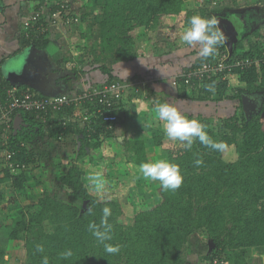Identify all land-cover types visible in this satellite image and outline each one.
Returning <instances> with one entry per match:
<instances>
[{
  "label": "trees",
  "instance_id": "1",
  "mask_svg": "<svg viewBox=\"0 0 264 264\" xmlns=\"http://www.w3.org/2000/svg\"><path fill=\"white\" fill-rule=\"evenodd\" d=\"M102 1L105 2L103 14L94 16ZM186 1L89 0L83 19L94 16L98 21L99 31L91 24L87 35L94 40V50L90 54L93 55L92 64L96 63L95 68L101 67L108 75L104 82L131 81V78H121L113 73L112 64L137 55L136 37L147 39L148 54L155 56L156 27L183 22L178 28L176 41L179 43L193 15L214 17L218 12L217 8L210 10L208 2L199 10L185 9ZM237 1L240 4V0ZM255 12L263 13L264 7ZM246 14L241 20L254 19ZM105 25L109 28L104 29ZM33 42L38 47L48 44L45 39ZM98 45H102L100 50L95 47ZM150 47H154L153 50ZM228 47L224 39L218 48L229 50L233 58L259 56L264 52V29L257 27L253 34H247ZM106 52L110 53L109 57L105 56ZM216 57L197 58L190 67L181 70L174 84L177 97L187 101L188 108L196 101H225L232 108L233 113L218 118L216 124L212 116L201 113L194 116V112L188 115L203 123L209 136L225 147L211 150L196 141L191 150H186L182 142L166 137L163 122L155 115L152 145L161 149V155L167 160L180 166L184 181L175 192L164 191L156 181L158 200L147 205L136 204L137 210L132 217L126 216L124 210L130 204L129 194H119L117 184H110L103 195L91 192L87 172L78 164L80 159L88 157L92 166L106 167V160L116 158L112 144L118 140L122 110L132 99L123 101L112 111L118 116L115 122L105 121L97 114L91 117L92 123L82 125L62 118L73 109L52 112L55 118L47 123L39 120L33 112L20 110L15 113V117L19 114L22 121L15 133L13 117L9 142L16 150L11 160L17 169L13 171L0 156V184L6 187V191L28 197L32 192L31 183H49L48 173L41 174L42 178L36 174L31 177L36 168L52 167L54 171L53 188L43 190L42 195L33 200L31 209L21 208L15 217L3 220L8 226L7 239L23 241L26 254L23 264H42L44 256L48 257L49 264H255L253 252L264 254V63L254 64L248 70H234L245 84L243 89L231 87L230 79L224 80L222 76L201 79L189 77L184 72ZM0 86L18 89L9 79ZM209 86L214 90L209 91ZM243 94H263L261 107L249 117L243 108ZM124 140V150L133 157L135 164L140 166L149 162L145 140H135V143L131 139ZM3 144L0 139L1 150L5 149ZM232 145L238 156L230 155L233 159L229 160L224 152ZM45 146L51 150L59 149V155L52 162H43L41 150ZM100 149L104 151L97 152ZM49 150L45 152V158L52 153ZM197 158L203 159V165L196 166ZM121 173L129 176L127 170ZM60 189L81 203L60 198ZM105 207L111 210L108 222L112 225L113 239L108 243L120 246L117 254L106 253L88 230L90 223L100 224ZM196 235L202 237L200 247L203 245V248L196 247L199 258L193 262L187 256L197 245L194 242ZM38 245H43V252L37 251ZM68 250L72 255L64 258L62 253ZM7 254L0 241V264L7 263Z\"/></svg>",
  "mask_w": 264,
  "mask_h": 264
},
{
  "label": "crops",
  "instance_id": "2",
  "mask_svg": "<svg viewBox=\"0 0 264 264\" xmlns=\"http://www.w3.org/2000/svg\"><path fill=\"white\" fill-rule=\"evenodd\" d=\"M213 1L215 0H187L184 8L199 10L208 2L210 10L217 8L218 12L214 17L220 22L225 10L229 14L232 11L228 10L229 8L226 6L227 0H218L216 6L213 5ZM102 2L104 8L105 2ZM89 3V0H0V83L9 79L7 76L9 73L12 76L18 75L14 78L13 87L16 86L19 91L29 90L31 92L34 90L40 97L58 94L72 95L85 88L105 83L108 75L101 67L95 68L94 64L96 63L92 64L93 55L85 53V50L89 51L92 48L94 42H89L87 33L89 34L90 26H85L84 21L87 25H93L95 22H91V20L94 16L101 14L96 11L94 16L84 20L83 15L87 14ZM66 7L70 9L71 13L67 14L68 11H63ZM263 7L264 0H259L256 5H251L249 9H244L242 12L247 13L246 16L254 18L250 15L251 12L254 13L255 10ZM55 11L61 13L57 23L54 25H49L46 22L44 25L42 24L43 33L40 37L28 38L26 36L23 24L33 12H40L45 19H48ZM245 13L234 12L230 15H237L241 19V15ZM254 19L258 20V18ZM263 19L260 16V20ZM183 24L180 21L173 26L164 24L156 27L155 41L153 40L155 56L148 54V40L141 38L136 40L137 55L133 59L120 60L112 64L113 73L121 78H131L130 82L134 85L119 103L120 106L123 101L128 102L132 99L124 108L122 107V133L130 131L134 133L131 137L134 135L137 136L134 137L135 139L145 140L148 157L151 154L149 152L158 148L152 145L151 133L154 127L151 128L150 136H146L143 133L146 124L140 123L148 114V106L155 107L158 103L166 101L174 103L183 113L187 114L190 105L187 101H181L183 99L177 97L174 80L183 68L190 67L197 58H200L198 55L199 46L197 48L184 47L176 41L178 32L173 34L172 31V33L166 34L172 28L176 26L180 28ZM107 27L109 28L105 25L104 29ZM40 39L48 40L46 47L32 44L33 41ZM144 41L147 45L141 46ZM153 48L150 47L151 50ZM142 85L145 86L143 88L148 87L150 92L141 91ZM0 87L3 89L6 86ZM128 139L130 140V138H126V140ZM121 143H123L122 149L126 148L125 140H122ZM253 254L254 257L264 256L263 253L257 254V251H254ZM254 263L256 264V261Z\"/></svg>",
  "mask_w": 264,
  "mask_h": 264
},
{
  "label": "rangeland",
  "instance_id": "3",
  "mask_svg": "<svg viewBox=\"0 0 264 264\" xmlns=\"http://www.w3.org/2000/svg\"><path fill=\"white\" fill-rule=\"evenodd\" d=\"M247 2L245 3L243 0H240V4L238 3L237 0H227V8H229L228 10L232 11V12H242L244 9H249L251 5H256L259 0H246ZM226 2V1H225ZM257 2V3H255ZM261 7V6H259ZM254 8V6H253ZM66 11H68V14L71 13L69 8H65ZM238 10V11H235ZM97 11V13H101L103 14V2L100 4V6H97V8L95 9V12ZM231 14V13H230ZM224 16H229V13H226V10L224 12ZM242 17V15H241ZM91 22H95L93 24V27L97 28L95 29L96 31H99V24L97 23L98 21L95 20L94 18L91 20ZM84 25L85 26H90L87 25V23L84 21ZM181 26V25H179ZM254 28H251L249 33L253 34V30L257 29V27H261L264 29V21L263 22H259L257 24L254 25ZM163 30H165L163 27H160ZM176 28H178L177 26L175 28H172L169 32L167 30L166 34L168 33H172L176 34V32H178V30H176ZM248 33V34H249ZM137 39L140 37H136ZM89 42L92 43L94 42L93 38L89 37ZM254 40V37H253ZM136 41V40H135ZM137 42V41H136ZM179 42H181L179 40ZM146 42L144 41L143 44H141V46H146L147 44H145ZM140 44V43H139ZM181 44L184 46L185 44H183L181 42ZM98 50H100L102 48V45H98L95 46ZM185 47V46H184ZM198 46L194 47L197 48ZM144 48V47H143ZM141 49V48H139ZM92 50H94V47L92 46V48L88 50H85V53H90L92 54ZM85 53H83V55H86ZM105 56L108 55L109 57V52L104 53ZM87 56V55H86ZM233 76L230 77V81L229 84L231 85V87L233 88H244L245 84L243 82H241L239 80V76L238 74H235V71L232 73ZM145 86H141V91H145L146 93H149V88H143ZM139 90H140V85H139ZM142 94V93H141ZM251 95H255L258 100L260 102H262L263 99V94H251ZM174 104V103H173ZM262 104V103H261ZM149 110H148V114L145 116L146 118L142 120V122H140L141 124H146L145 129H143V133L146 136H150V131L151 128H153L155 125V107L152 105H149ZM261 107V106H259ZM194 112V116H196L197 114L201 113L205 116H212L214 119L213 123H217L219 122L218 118H224V116H229L230 114L233 113L232 108L225 103V101L222 102H214V101H202L199 102L197 101L195 104H193V106L191 108L187 109V115H189L190 113ZM156 121V120H155ZM122 126H118V133H117V142H114L112 144L113 146V150L115 152V154H117L116 158L114 160H106L107 161V165L106 167H101V166H92L90 163V160L88 157L82 158L78 161V164L85 169L86 173V177H87V184L88 187L90 189L91 192L95 193V194H99V195H103L104 191H106L109 188V185L112 184H117V188L119 190V194H129L130 195V204L126 205L124 207L125 210V215L126 216H130L132 217L133 214L136 212L137 210V205H147V204H152L154 202H156L158 200L157 197V192H156V181H150V180H146L142 177L141 173L139 172V166L137 164H135L133 157L131 158V156L126 153V151L124 150L125 148L122 149L123 143H121L122 140H124L125 138H130L132 143H135V140H141V139H135L134 136L131 137L132 134H134L133 132L130 131H126L125 133H122ZM154 131V130H153ZM150 147H152V145L150 144ZM50 148L48 146H45L44 148H42L41 153L45 154V152H47ZM54 149V148H53ZM75 149L76 146H75ZM59 150L58 147L55 150H49L52 153L49 154L48 158L46 157V154L44 156L43 162H52V160L54 159V157H57L59 155V153H57ZM70 150V148H68V151ZM103 149L97 150V152L101 153L103 152ZM151 151V150H150ZM4 152V150L0 149V156L1 153ZM150 157H149V162L150 161H155L158 159H166L164 156L159 155L161 154V149L157 148L156 150L154 149L152 152H149ZM225 157L226 159H233L231 156L234 155L235 157H237V153L235 151V147L232 145L231 147L227 148L225 150ZM159 155V156H158ZM229 155V156H228ZM231 155V156H230ZM167 160V159H166ZM127 170L129 176L125 177L122 176L121 172ZM53 169L52 167H39L36 168V170L34 171L33 174H31V177H33L34 174L39 175L40 178H42L41 174L45 175V174H49V183H43L42 185H38V184H33L31 183L32 186V192L28 197H24L23 195H17L16 192H12V190L6 191V187H3L2 184H0V241L1 244H3L6 249H7V263L6 264H23L25 258H26V254H25V249H24V245H23V241L21 240H8L7 239V232H8V226H6V222H3V220H6L8 218H12L15 217L18 210H20L21 208H30L32 207V202L34 199H36L37 197L42 195L43 190L45 189H49L50 187L53 188L54 184L53 182ZM45 178V177H44ZM52 179V180H51ZM10 189V188H9ZM59 191V196L60 198H63L65 200L68 201H76L78 204L81 203V201H78L77 199H74V197L70 194H68L67 192H65L63 189L58 190ZM10 196V197H9ZM6 233V234H3ZM6 235V236H5ZM2 237V240H1ZM200 239H202V237L200 235H196L194 242L197 243V245H195L192 249V253H190L187 258L193 262H197L198 258H199V249L203 248V245L200 247ZM198 247L199 249L197 250ZM257 254H260V252L258 251ZM263 257L264 256H256L254 257L253 254V261H256V264H263ZM199 264V263H198Z\"/></svg>",
  "mask_w": 264,
  "mask_h": 264
},
{
  "label": "built area",
  "instance_id": "4",
  "mask_svg": "<svg viewBox=\"0 0 264 264\" xmlns=\"http://www.w3.org/2000/svg\"><path fill=\"white\" fill-rule=\"evenodd\" d=\"M217 3L218 0L213 1L214 6ZM58 17H61V13L57 11L53 12L48 18L49 20L45 19L40 12H33L23 24L26 36L28 38L40 37L43 33L42 24L44 25L46 22L49 25H54L57 23ZM216 56L214 60L205 61L198 67H193L190 71L184 72L188 73L189 77L195 76L203 79L207 76H222V79L225 80L233 76L232 73L235 69L248 70L254 64L264 63V52L255 57L233 58L229 50L223 51L218 48ZM133 86L132 82L114 80L85 88L76 94H58L49 97H40L29 90L19 91L12 87L0 88V97L3 94V99L0 98V130L5 125L4 131L0 133V139L3 140L5 146L1 156H3L6 165L12 168L13 171L17 169L11 160L16 154V150L11 148L9 142V133L12 130V121L16 112L20 110L33 112L39 120L47 123L49 119L53 120L55 118L52 112L59 113L62 111L63 113V111L68 112L69 109H73L72 113L64 114L62 118L67 121L80 122L82 125L92 123L91 117L97 114L105 121L115 122L118 120V116L112 111L119 106V103ZM21 145L24 146V143ZM22 167L25 168V165Z\"/></svg>",
  "mask_w": 264,
  "mask_h": 264
},
{
  "label": "clouds",
  "instance_id": "5",
  "mask_svg": "<svg viewBox=\"0 0 264 264\" xmlns=\"http://www.w3.org/2000/svg\"><path fill=\"white\" fill-rule=\"evenodd\" d=\"M222 18L226 17L223 16ZM218 24L219 22L215 17L193 15L189 20V26L180 36V41L189 47L199 46L198 55L204 59L214 57L217 55L218 47L223 44L224 39L226 41ZM208 90L213 91L214 89L209 86ZM155 115L159 121L163 122V131L166 137L182 142L186 150H191L196 141L211 150H223L225 147L223 143L217 142L209 136L203 123L196 118H189L174 104L168 102L158 103L155 106ZM195 164L197 167L203 165V159L197 158ZM139 172L146 180L158 181L164 191L175 192L184 181L180 166L166 159L143 162L139 166ZM110 215V208L105 207L100 224L90 223L88 230L103 245L106 253L117 254L120 251V246L108 243L113 239L112 225L108 222ZM37 251L43 252V245H38ZM62 255L64 258H68L72 255V252L68 250ZM42 264H49L47 256L43 257Z\"/></svg>",
  "mask_w": 264,
  "mask_h": 264
},
{
  "label": "water",
  "instance_id": "6",
  "mask_svg": "<svg viewBox=\"0 0 264 264\" xmlns=\"http://www.w3.org/2000/svg\"><path fill=\"white\" fill-rule=\"evenodd\" d=\"M234 17H236L237 21H238V24L239 26L242 25V20L237 16L235 15ZM230 20V17L228 18V25H231V21ZM226 20L224 18H221L220 19V22H219V27H220V30L221 32L227 37H231V41L230 42H227L229 47H231V45H233L235 42H236V39H235V42L233 41V36L234 34H232L231 32H227L226 30H224L225 32H223V29H225L224 27H227L225 23H227ZM232 26V25H231ZM232 29L234 30V27L232 26ZM236 32L239 34V29H236ZM34 48V47H33ZM15 73H16V70H15ZM9 80L12 82V83H15V80L14 78L17 77V76H12L10 73L7 75ZM22 82L24 83V81L22 80ZM242 100H243V108H244V111H245V114L247 117H249L251 115V113L255 112V111H258V109L260 108L259 106H261V102L258 100V98L254 95H251V94H243L242 95ZM21 117L19 115H17L15 117V121H14V128H15V133L18 132V129L20 128V125H21ZM212 245V244H210ZM212 247V246H211Z\"/></svg>",
  "mask_w": 264,
  "mask_h": 264
},
{
  "label": "flooded vegetation",
  "instance_id": "7",
  "mask_svg": "<svg viewBox=\"0 0 264 264\" xmlns=\"http://www.w3.org/2000/svg\"><path fill=\"white\" fill-rule=\"evenodd\" d=\"M230 13L233 14L234 12H230ZM250 15L254 16V18L260 19V16L264 17V12L263 13H259V12H254L253 13V12H251ZM229 17H230L229 21H231L230 24L234 27V30L232 29L231 25H228L229 23L227 21H228ZM224 19L227 22V23H225L227 27H224L225 29H223V32H225L224 30H226L227 32H231L232 34H234L233 41L235 42V39H236L235 43H238L239 41H241L242 38H244V36H246L249 32H251L250 29L253 28L254 25L256 24V22H255L256 20L255 19L242 20V25L239 26L236 17L231 16L230 14H229L228 17H226ZM236 29H239V34L236 32ZM224 37L226 38L227 42H230L232 40L231 37H228V36L226 37L225 35H224Z\"/></svg>",
  "mask_w": 264,
  "mask_h": 264
}]
</instances>
